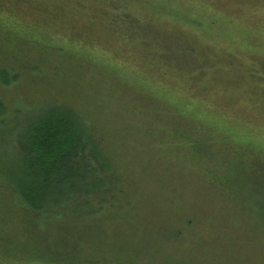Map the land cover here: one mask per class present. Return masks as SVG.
<instances>
[{
    "label": "rangeland",
    "instance_id": "obj_1",
    "mask_svg": "<svg viewBox=\"0 0 264 264\" xmlns=\"http://www.w3.org/2000/svg\"><path fill=\"white\" fill-rule=\"evenodd\" d=\"M59 112L125 199L30 224L0 188V264H264V0H0V186Z\"/></svg>",
    "mask_w": 264,
    "mask_h": 264
},
{
    "label": "trees",
    "instance_id": "obj_2",
    "mask_svg": "<svg viewBox=\"0 0 264 264\" xmlns=\"http://www.w3.org/2000/svg\"><path fill=\"white\" fill-rule=\"evenodd\" d=\"M118 19L128 32L143 27L135 18ZM87 136L74 117L59 112L39 119L27 136L17 140L14 163L19 179L0 188L8 190L7 197L17 203L21 218L30 224L61 220L78 226L104 218L107 208L125 199L118 172Z\"/></svg>",
    "mask_w": 264,
    "mask_h": 264
}]
</instances>
